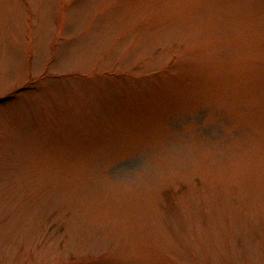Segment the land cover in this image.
I'll return each mask as SVG.
<instances>
[{
  "label": "rangeland",
  "instance_id": "rangeland-1",
  "mask_svg": "<svg viewBox=\"0 0 264 264\" xmlns=\"http://www.w3.org/2000/svg\"><path fill=\"white\" fill-rule=\"evenodd\" d=\"M0 264H264V0H0Z\"/></svg>",
  "mask_w": 264,
  "mask_h": 264
}]
</instances>
